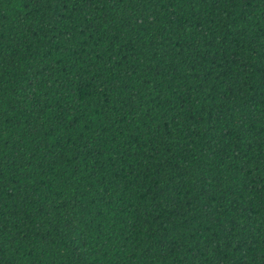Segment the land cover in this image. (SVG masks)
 Wrapping results in <instances>:
<instances>
[{
    "label": "trees",
    "instance_id": "16d2710c",
    "mask_svg": "<svg viewBox=\"0 0 264 264\" xmlns=\"http://www.w3.org/2000/svg\"><path fill=\"white\" fill-rule=\"evenodd\" d=\"M0 264H264V0H0Z\"/></svg>",
    "mask_w": 264,
    "mask_h": 264
}]
</instances>
